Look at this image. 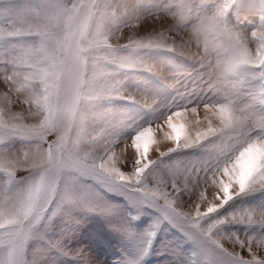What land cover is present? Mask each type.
Masks as SVG:
<instances>
[{
	"label": "snow or ice",
	"instance_id": "6c2138e0",
	"mask_svg": "<svg viewBox=\"0 0 264 264\" xmlns=\"http://www.w3.org/2000/svg\"><path fill=\"white\" fill-rule=\"evenodd\" d=\"M3 3L0 144L20 147L0 156V264H32L28 244L42 221L95 202L85 181L141 199L231 264H264V85H243L264 80V11L246 38L230 26L235 0H171L151 17L132 0ZM154 50L205 69L185 89L198 98L174 103L126 143L111 139L127 119L117 101L157 103L125 76L164 78Z\"/></svg>",
	"mask_w": 264,
	"mask_h": 264
},
{
	"label": "rangeland",
	"instance_id": "374dc122",
	"mask_svg": "<svg viewBox=\"0 0 264 264\" xmlns=\"http://www.w3.org/2000/svg\"><path fill=\"white\" fill-rule=\"evenodd\" d=\"M27 2L16 0L18 6ZM132 2L138 5L140 14L151 17L171 0ZM7 7V3L0 4V13H5ZM262 11L264 0H235L229 13L230 26L248 38ZM9 52L8 46L0 45V60ZM149 55L164 78L147 72H129L125 76L132 91L157 103L149 109L139 103L117 101L127 119L122 127L111 131V139L126 143L139 127L158 123L174 103L198 98L185 95V89L201 82L205 69L199 63L166 50H154ZM174 82L179 83L173 87ZM243 85L246 90L255 91L264 85V80L249 76ZM19 147V142L0 144V156ZM85 184L96 194L95 202L88 206L64 205L51 220L42 221L28 244L26 255L32 264H231L215 244L193 241L141 199L94 181ZM260 199L246 198V202L256 203ZM241 204L237 200L233 206ZM231 231L243 234L248 228L236 225L231 226ZM4 255L0 249V257Z\"/></svg>",
	"mask_w": 264,
	"mask_h": 264
}]
</instances>
